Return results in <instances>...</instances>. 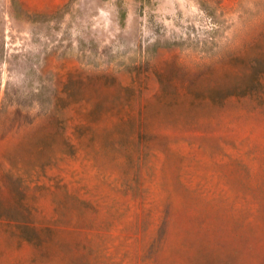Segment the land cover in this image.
Wrapping results in <instances>:
<instances>
[{"label": "rangeland", "instance_id": "rangeland-1", "mask_svg": "<svg viewBox=\"0 0 264 264\" xmlns=\"http://www.w3.org/2000/svg\"><path fill=\"white\" fill-rule=\"evenodd\" d=\"M0 264H264V0H0Z\"/></svg>", "mask_w": 264, "mask_h": 264}]
</instances>
